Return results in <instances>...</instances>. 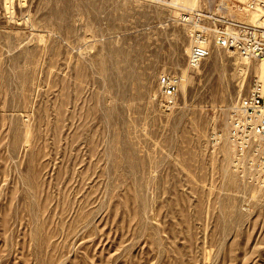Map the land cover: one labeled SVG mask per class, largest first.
<instances>
[{"label":"rangeland","instance_id":"rangeland-1","mask_svg":"<svg viewBox=\"0 0 264 264\" xmlns=\"http://www.w3.org/2000/svg\"><path fill=\"white\" fill-rule=\"evenodd\" d=\"M192 1L0 0V264H264L228 138L264 61L189 67Z\"/></svg>","mask_w":264,"mask_h":264},{"label":"built area","instance_id":"built-area-1","mask_svg":"<svg viewBox=\"0 0 264 264\" xmlns=\"http://www.w3.org/2000/svg\"><path fill=\"white\" fill-rule=\"evenodd\" d=\"M184 11V10H183ZM258 13L254 24L240 21ZM264 0H207L206 9L184 11L179 17L189 33L188 65L197 68L209 57L210 47L231 49L246 59L264 61ZM179 80L162 76L159 86L166 108L176 103ZM228 138L234 165L249 173L264 189V80L254 81L248 94L229 110Z\"/></svg>","mask_w":264,"mask_h":264},{"label":"bare ground","instance_id":"bare-ground-1","mask_svg":"<svg viewBox=\"0 0 264 264\" xmlns=\"http://www.w3.org/2000/svg\"><path fill=\"white\" fill-rule=\"evenodd\" d=\"M190 1H192V0H176L177 3H180L182 5H185L186 2L188 3V5H189V3L192 5L193 4L192 3L193 1L192 2H190ZM262 13H264V12H262ZM257 71H258L259 78H263L264 79V64L261 63V65L259 66V68L257 69Z\"/></svg>","mask_w":264,"mask_h":264}]
</instances>
